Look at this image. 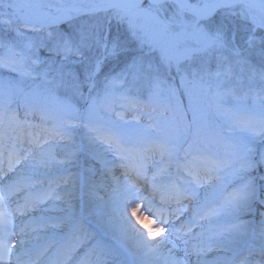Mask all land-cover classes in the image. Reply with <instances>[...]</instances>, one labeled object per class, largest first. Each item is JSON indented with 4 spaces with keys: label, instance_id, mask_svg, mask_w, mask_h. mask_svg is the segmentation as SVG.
<instances>
[{
    "label": "snow or ice",
    "instance_id": "1",
    "mask_svg": "<svg viewBox=\"0 0 264 264\" xmlns=\"http://www.w3.org/2000/svg\"><path fill=\"white\" fill-rule=\"evenodd\" d=\"M32 7L0 0L13 10L0 12V264H36L38 249L48 264H264V0H73L48 18ZM108 10L139 55L122 59L95 29L23 31Z\"/></svg>",
    "mask_w": 264,
    "mask_h": 264
},
{
    "label": "rangeland",
    "instance_id": "2",
    "mask_svg": "<svg viewBox=\"0 0 264 264\" xmlns=\"http://www.w3.org/2000/svg\"><path fill=\"white\" fill-rule=\"evenodd\" d=\"M25 2V1H23ZM32 3H34V7H32L31 9H24V11L26 12H31L33 13L35 16L39 17V18H48V17H52L55 15H58L60 12V8H58V6H62V5H69L73 2V0H61V1H57V0H31ZM145 2H147V0H145ZM3 11H7V12H12V9H8V8H0V12ZM113 12L114 10H108L107 12H96V13H81L75 17H73L71 19V21H63L59 24L53 25V27L47 28L45 27L44 29H41L38 32H30L27 29H23V31L26 32L27 35H31V36H44L46 35V33L48 31L51 30H56V31H64L66 28H72L73 30L78 29V28H87V29H95L98 30L100 32H103L109 39H111L112 37L110 36V29L112 27V25H114L115 23H118L116 21V19L113 18ZM138 23H140V21H138ZM120 25H123V27H121L122 32H124V36L128 34L129 37H126L125 42L123 44V47L126 49V52L123 56L122 59H128L131 58L132 56L135 55H139L140 54V49L138 47V42L136 37L131 34L129 32L128 29V25L127 22H119ZM113 39V38H112ZM111 39V40H112ZM46 56V54H45ZM122 66V60H116L111 62V64L109 65V68L106 69V71L109 72H118L119 68ZM73 68H75L76 66H71ZM37 84H39L40 82L37 81ZM126 88V85L123 82L117 81V83L115 84L114 88H113V103H112V108L113 111H121V107H120V97L122 95V93L124 92V89ZM129 96H139V98L141 99V101H146V94L144 93H136V92H129L127 93ZM58 95H65V92L63 89H61L58 92ZM76 107L81 109L82 111V102L76 103ZM247 107H248V111L249 114H252L254 116H256L257 118L260 115V105L258 102H254L252 100L247 101ZM60 110V109H57ZM63 111V114L65 115V118L69 121L70 125H74L77 124L78 121L75 119L76 117V113H72V112H68L66 110H61ZM104 113L102 112L101 115H103ZM108 116H111L113 118V120H116V117L113 116L112 112H108L107 113ZM170 113H153V116H157L159 119H163L165 116H170ZM123 116H124V120L128 121V124H125V127H128L131 124H135L137 122V118H136V112L134 109L132 108H126L123 110ZM189 118H190V113H189ZM31 119L35 122V123H39V119L38 117H31ZM119 123L123 124L124 121H118ZM139 124L141 126L147 127L149 124V120L148 117H140L138 120ZM154 123V122H153ZM49 126H50V122H49ZM72 135L75 137L76 142L77 143H81L84 141L85 139V129L83 128L82 125L78 126V127H72ZM58 151V149H57ZM119 175V174H117ZM98 196L101 197H105L106 198V193L105 191L101 190L97 193ZM14 205V204H12ZM141 215H147L146 211L144 208H140L139 213ZM22 219V217H20V215H18V217H16V221H20ZM23 219H26V217H24ZM142 223L144 224L145 228H152L155 225L153 224L152 218L149 217L147 219H144L142 221ZM85 229H87L89 227V225L87 223L84 224ZM198 231V229H197ZM167 233H163L161 234L160 237H157V239H162L164 235H166ZM50 252H52L51 249H49Z\"/></svg>",
    "mask_w": 264,
    "mask_h": 264
},
{
    "label": "bare ground",
    "instance_id": "3",
    "mask_svg": "<svg viewBox=\"0 0 264 264\" xmlns=\"http://www.w3.org/2000/svg\"><path fill=\"white\" fill-rule=\"evenodd\" d=\"M57 1H61V0H57ZM119 172H120V170L117 169V174H119ZM13 199H15V197H14ZM14 207H15V205H12V204L9 205V209H10V210H11L12 208H14ZM18 215H19V214L17 213V215H16L15 217H13V221H14L15 224H19V223H20V221L18 222V221L15 220L16 217H18ZM20 238H21L20 236H15V237H14L15 242H16V248L13 249L14 252L20 247V245H19V240H20ZM27 239L31 240V235H29V236L27 237ZM41 242H42V241H41ZM37 243H38V242H37ZM37 252H39V259H36V252L33 253V259H36V264H44V263H43V258H44L46 255H48V253H51V252L49 251V249H48V250L38 249ZM12 259H14V257H13Z\"/></svg>",
    "mask_w": 264,
    "mask_h": 264
},
{
    "label": "trees",
    "instance_id": "4",
    "mask_svg": "<svg viewBox=\"0 0 264 264\" xmlns=\"http://www.w3.org/2000/svg\"><path fill=\"white\" fill-rule=\"evenodd\" d=\"M121 27H123V25H120L119 23H115L114 25H112L110 29V36L113 38H111L112 40H118L123 45L126 37L129 36L128 34L124 36L125 33L122 32L124 29L122 30Z\"/></svg>",
    "mask_w": 264,
    "mask_h": 264
},
{
    "label": "water",
    "instance_id": "5",
    "mask_svg": "<svg viewBox=\"0 0 264 264\" xmlns=\"http://www.w3.org/2000/svg\"><path fill=\"white\" fill-rule=\"evenodd\" d=\"M23 1H25L26 3H30V4L34 5V3L31 2V0H23ZM64 6H66V5L58 6V8L62 9Z\"/></svg>",
    "mask_w": 264,
    "mask_h": 264
}]
</instances>
